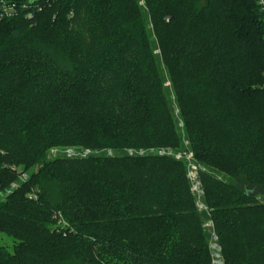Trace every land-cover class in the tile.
I'll use <instances>...</instances> for the list:
<instances>
[{
	"label": "trees",
	"instance_id": "trees-1",
	"mask_svg": "<svg viewBox=\"0 0 264 264\" xmlns=\"http://www.w3.org/2000/svg\"><path fill=\"white\" fill-rule=\"evenodd\" d=\"M8 1L18 10L0 17V237L12 246L0 244V264H210L185 163L124 151L169 147L207 170L202 202L224 264H264L256 2ZM55 147L115 152L52 159Z\"/></svg>",
	"mask_w": 264,
	"mask_h": 264
},
{
	"label": "built area",
	"instance_id": "built-area-1",
	"mask_svg": "<svg viewBox=\"0 0 264 264\" xmlns=\"http://www.w3.org/2000/svg\"><path fill=\"white\" fill-rule=\"evenodd\" d=\"M251 1V0H250ZM259 6L260 11L264 17V0H254ZM140 5H145V0H140ZM18 10V6L15 3H11L8 0H3L0 2V17L1 18H12L17 15L16 11ZM187 145L188 142H185ZM125 154H127L130 157H149V156H160V157H173L177 161H181L185 163L187 167V174L186 178L190 182V190L192 191V194L197 196V202H198V208L202 210L208 211V208L204 205L202 202V197L204 196V191L202 188V181L200 179V174L203 171H207L204 166L197 163L194 159V155L192 152L184 151V152H174L172 148H155V149H146V148H140V149H134V148H126ZM114 150L113 149H90V148H57L49 151L48 157L54 159L56 157H63V158H70V159H85L90 157H97L99 155H106L109 158H112L114 156ZM29 178V175L25 173H20L18 177V181L12 182L10 185V188L5 192L6 195H9L12 193V191L19 188V183H24ZM31 199H36V193H33L29 196ZM207 222V221H206ZM205 222V225L207 228H211L212 232L210 234V241H209V249L211 252V260L210 264H224V256L222 252V247L220 245V238H218V235L215 231V226L212 221ZM210 231V230H209Z\"/></svg>",
	"mask_w": 264,
	"mask_h": 264
},
{
	"label": "rangeland",
	"instance_id": "rangeland-1",
	"mask_svg": "<svg viewBox=\"0 0 264 264\" xmlns=\"http://www.w3.org/2000/svg\"><path fill=\"white\" fill-rule=\"evenodd\" d=\"M139 5H140V3H139ZM152 29V27H150V30ZM157 53H160L158 50L156 51ZM180 124H181V126L184 128V124L183 123H181L180 122ZM72 148H74V147H72ZM23 168V167H22ZM22 168H18L19 170H22ZM28 170L29 171H25L26 172V174L27 175H29V172L30 171H34V170H36L35 169V167H33V168H28ZM25 172H22V173H25ZM207 172V171H206ZM202 188H203V191H204V185L202 184ZM190 193H191V195H193V197H194V199H195V208H196V210L198 211V213H200V212H202V213H204L205 215H206V221L207 222H210V221H212V223H213V218H212V211L210 210V209H208V211H206V210H202V209H199L198 208V202H197V196L196 195H194V194H192V191L190 190ZM262 193L259 191V194H258V197H259V199L264 203V195H261ZM204 195V194H203ZM205 196V195H204ZM204 196L202 197V199L201 200H203L204 199ZM204 220H205V217H204ZM205 221V222H206ZM206 222V223H207ZM203 228H204V230H205V233L208 235V238L210 237V234H211V232H212V229L210 228H207L206 227V225H205V223H204V225H203ZM215 228V227H214ZM210 230V231H209ZM215 231H216V228H215ZM209 241H210V238H209ZM0 244H4V245H8L9 247H11L12 246V244H11V240L10 239H7V238H2V237H0ZM208 245H209V243H208ZM208 251L210 252V249H209V246H208ZM223 256H224V254H223ZM210 258H211V252H210ZM224 262H225V256H224Z\"/></svg>",
	"mask_w": 264,
	"mask_h": 264
}]
</instances>
